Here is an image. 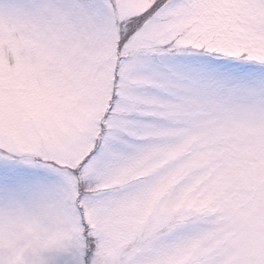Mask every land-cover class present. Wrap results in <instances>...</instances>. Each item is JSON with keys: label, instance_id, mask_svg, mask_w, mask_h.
<instances>
[{"label": "snow or ice", "instance_id": "6c2138e0", "mask_svg": "<svg viewBox=\"0 0 264 264\" xmlns=\"http://www.w3.org/2000/svg\"><path fill=\"white\" fill-rule=\"evenodd\" d=\"M0 264H264V0H0Z\"/></svg>", "mask_w": 264, "mask_h": 264}]
</instances>
